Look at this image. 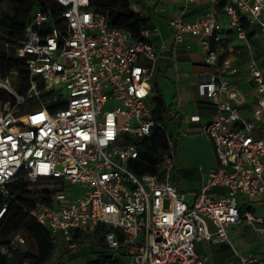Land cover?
I'll use <instances>...</instances> for the list:
<instances>
[{"label": "built area", "instance_id": "2783aa9c", "mask_svg": "<svg viewBox=\"0 0 264 264\" xmlns=\"http://www.w3.org/2000/svg\"><path fill=\"white\" fill-rule=\"evenodd\" d=\"M52 1L54 14L37 9L24 42L15 46L25 61L27 74L19 77L27 91L14 90L0 70V195L9 199V185L20 175L43 184L51 194L29 211L30 218L72 248L78 238L105 228L109 253L100 264H209L198 243L233 246L229 227L247 225L264 237V219L241 201L264 197V138L256 134L264 120V72L251 60L257 100L252 119H244V98L227 78L238 69L212 48L224 30L221 8L239 40L249 43L245 23L257 26L264 39V0H210L194 21H170L172 46L189 37L201 40L212 71L199 95L217 109L201 128L217 167L192 202L172 182L174 140L153 118L149 81L168 46L158 50L145 39L135 41L131 31L95 12L90 0ZM30 101L36 106L19 115ZM158 128L168 139L166 157L158 174L138 175L132 169L141 156L137 142ZM8 207H0V217ZM237 256L240 264H264L252 253Z\"/></svg>", "mask_w": 264, "mask_h": 264}, {"label": "crops", "instance_id": "0c3cea01", "mask_svg": "<svg viewBox=\"0 0 264 264\" xmlns=\"http://www.w3.org/2000/svg\"><path fill=\"white\" fill-rule=\"evenodd\" d=\"M130 1L133 10L147 20L148 24L143 32L144 39L158 50L162 49L164 45L168 46L166 50L161 52L149 83L152 90L155 85L160 87L158 83L152 82L153 77L160 74L169 83V102H167L166 92L160 89L163 91L169 110V120L176 122L175 135L171 136L173 140L176 136L178 143L176 146L174 141L177 155L176 167L182 170L195 171L192 179L181 181L178 187L187 195V199L191 196L189 201L192 202L201 191L206 177L217 167L213 147L201 132L202 126L216 114L217 109L212 102L201 99L199 95L200 82L206 73L212 71L210 67L205 65L206 52L202 47L201 40L189 37L183 45L172 46L170 21L177 18L194 21L208 11L210 0ZM224 2L226 3L227 0H223ZM219 17L224 30L220 40L212 42V48L219 53L220 57L225 55L224 59H231L238 69L237 75L227 76V78L241 92L244 98L241 104L242 115L244 119L250 120L256 107L257 95L249 66L251 60L254 59L264 72V39L258 31V27L253 25L247 31L249 43L239 40L235 33L230 30L229 20L224 15L222 8ZM249 33H253L251 38ZM236 40L240 43H236ZM245 46L250 48L247 53H245ZM194 47L199 49L196 50ZM258 55L261 57L257 58ZM245 57L250 58L247 61ZM192 116H199L201 121L199 123L187 122L186 117ZM256 134L259 138H264V120L258 125ZM183 184L187 187L189 195L183 190ZM219 190L223 192L222 189ZM209 227L211 231L216 230L212 223H209ZM239 228H228V234L236 252H238ZM262 238L264 239V237ZM199 255L207 258L209 264H212L207 256Z\"/></svg>", "mask_w": 264, "mask_h": 264}, {"label": "trees", "instance_id": "16d2710c", "mask_svg": "<svg viewBox=\"0 0 264 264\" xmlns=\"http://www.w3.org/2000/svg\"><path fill=\"white\" fill-rule=\"evenodd\" d=\"M46 1H48V3ZM23 3L15 8L13 18L10 20L0 19V28L6 27L9 31L7 36L0 35V42L13 46L21 44L25 40L26 27L31 21L35 11L37 9H43L54 14L56 9V4L52 0H36V5L34 7ZM90 3L91 8L95 12L108 16L112 27L128 29L131 31L135 41L144 40L143 32L147 27V20L133 10L130 0H90ZM244 26L248 31L249 26L246 23ZM252 36L253 33H249V37L251 38ZM260 57L261 55L257 56V58ZM224 58L225 55H222L220 57L221 61L224 60ZM0 70L3 75H5L7 71H17L21 76L27 74L24 60L16 56H8L4 53H0ZM26 91V86L19 90L20 93H25ZM152 103L154 105L153 118L158 123L164 125V123L169 120V110L166 105L163 91L157 85H155L152 90ZM137 144L141 156L138 160L134 161L132 165L133 171L138 175L158 174L160 171L158 165L164 160L168 152L169 144L165 132L158 128L151 138L143 139L137 142ZM194 173V170H182L175 167L172 172V182L179 186L181 181L192 179ZM27 181L24 175H20L16 181L9 185L11 197L5 199L0 195V207L5 205L6 201L14 200L13 203H8L9 207L6 213L0 217V247L9 249L11 247V241L16 234L22 230L31 227L34 228L36 226L38 231L46 235V238L43 240L44 255L42 258V261L45 263L51 259L58 244L62 243L59 240L61 236L59 237L57 234L37 224L30 218L29 211L37 205V202L28 197L29 184ZM50 194L51 191L48 189L42 192L44 200ZM105 231V228H99L92 237L98 236L99 240L105 243ZM52 236H54L53 239H51ZM108 253V248L106 245H103L100 249L92 253L95 258L92 260L91 264H100L103 260H106ZM3 262L4 257L0 254V264ZM118 264H124V260H118Z\"/></svg>", "mask_w": 264, "mask_h": 264}, {"label": "rangeland", "instance_id": "374dc122", "mask_svg": "<svg viewBox=\"0 0 264 264\" xmlns=\"http://www.w3.org/2000/svg\"><path fill=\"white\" fill-rule=\"evenodd\" d=\"M46 2L48 3V1ZM22 3L34 7L36 5V0H0V19L10 20L13 18L15 8L20 6ZM8 33L9 31L6 27L0 28L1 36H7ZM236 43H240V41L236 40ZM245 47V53H247L250 48L248 46ZM194 49L198 50L199 48L194 47ZM0 53L15 57L17 55V48L13 45L0 42ZM250 57H245V60L248 61ZM261 66L263 67V65ZM5 73H7L6 77L14 90L19 91L25 86L26 81L19 77V73L17 74V72H14L11 76L8 75L9 71ZM152 82L158 83L160 88L166 92L167 102H169V83L165 81V79L162 77V74L154 76ZM30 106L32 108L36 106V104L33 101H30L27 103V105L19 108V115L26 113L29 109L28 107ZM175 126L176 122L173 120H167L164 123V128L170 136L175 135ZM174 141L176 146H178L176 136L174 137ZM199 141L201 142V140ZM201 144L203 145V143ZM27 183L29 184L28 197L37 203L44 200L42 192H44L46 188L43 186V184H32L29 180ZM182 186L183 190L189 195L190 193L188 192L187 187L184 184ZM188 200H191V196L188 197ZM241 201L247 205L246 208H252L257 217L264 219V197L260 201H249L245 197H242ZM13 202L14 200L6 201V203ZM36 228V226L34 228H27L16 234L11 241V247L9 249L0 247L1 250L5 251L0 253L4 257V262L2 264H91L92 260L95 258L92 253L105 245L104 242L99 240L98 236L93 238L91 235L85 234L83 238H78L74 242V247L72 248L70 244H68L64 239H61L60 235L57 234L60 237L59 240L62 243L58 244L51 259L44 263L42 261L44 255L43 240L46 238V235L45 233L38 231ZM238 233V252L241 254L252 253L264 261L263 236L254 232L247 225L241 226ZM18 237L24 239V244L18 240ZM53 237L54 236H52L51 239H53ZM198 253L203 256H207L212 264H240L237 252L229 243H214L208 240H203L198 243Z\"/></svg>", "mask_w": 264, "mask_h": 264}]
</instances>
